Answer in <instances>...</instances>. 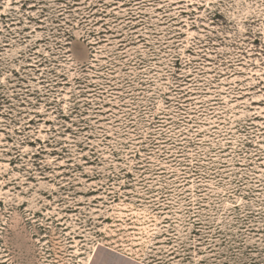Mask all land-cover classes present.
Instances as JSON below:
<instances>
[{
	"label": "rangeland",
	"instance_id": "374dc122",
	"mask_svg": "<svg viewBox=\"0 0 264 264\" xmlns=\"http://www.w3.org/2000/svg\"><path fill=\"white\" fill-rule=\"evenodd\" d=\"M264 264V0H0V264Z\"/></svg>",
	"mask_w": 264,
	"mask_h": 264
},
{
	"label": "snow or ice",
	"instance_id": "6c2138e0",
	"mask_svg": "<svg viewBox=\"0 0 264 264\" xmlns=\"http://www.w3.org/2000/svg\"><path fill=\"white\" fill-rule=\"evenodd\" d=\"M101 264H111V261H109V260H102L101 261Z\"/></svg>",
	"mask_w": 264,
	"mask_h": 264
}]
</instances>
